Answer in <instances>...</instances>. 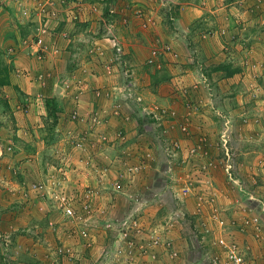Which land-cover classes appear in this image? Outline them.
Wrapping results in <instances>:
<instances>
[{"label": "rangeland", "instance_id": "1", "mask_svg": "<svg viewBox=\"0 0 264 264\" xmlns=\"http://www.w3.org/2000/svg\"><path fill=\"white\" fill-rule=\"evenodd\" d=\"M4 3L8 14L5 11L0 28H13L32 40L43 23L54 32L71 19L82 21L74 30L83 29L79 33L83 40L75 35L78 39L66 47V42L59 43L71 49L67 54L61 51L62 60L66 67L77 60L88 70L85 88L97 83L109 94L108 100L101 98L103 112L101 104L90 103L91 119L81 122L78 130L76 123L70 121L66 127L48 116L46 101L51 97L45 91L41 103L31 96V104L39 109L36 120L20 118L19 126L13 120L15 108L4 104L12 93L0 88L4 113L0 145L5 149L0 161V216L2 211L22 209L20 218H24L21 227L7 229L0 221V252L6 264H11L16 248L15 254L25 252L31 262L35 250H41L39 243L54 234L63 243L53 248L54 264H232V254L243 257L245 264H264V19L253 13L254 6L264 12V0ZM137 5L147 11L134 10ZM47 15H52V23ZM100 38L110 39L120 50L113 47L114 55L106 51V59L89 53ZM10 42V38L4 41L0 30L1 68L14 64L10 51L27 59L31 53L33 59L20 67L21 79L29 77L33 82L43 74L49 86L58 84V74L49 71L46 62H38L40 70L30 66L37 62L35 50L24 47L23 40L11 50ZM167 42L173 48L170 52ZM151 58L170 77L169 83L157 87L160 95L151 84ZM99 61L117 65L118 82L112 79L106 86ZM229 61L242 68V78L217 81L222 73L215 67ZM204 71L213 74L212 81ZM48 93L54 95L52 88ZM20 96L17 111L22 112L23 105L28 109L30 96ZM120 100L135 126L123 142L110 137L122 121L118 118L109 126L107 120ZM60 104L66 108L67 102ZM161 110L166 114H159ZM34 150L39 151L36 164L18 168L17 163L34 155ZM20 171L33 176L26 175L25 185L19 181ZM120 179L128 185L121 187ZM79 196L95 209L67 217L60 199H68L77 212ZM41 206L58 216L52 213L46 224L55 230L52 235L40 224Z\"/></svg>", "mask_w": 264, "mask_h": 264}, {"label": "crops", "instance_id": "2", "mask_svg": "<svg viewBox=\"0 0 264 264\" xmlns=\"http://www.w3.org/2000/svg\"><path fill=\"white\" fill-rule=\"evenodd\" d=\"M4 2H5V0H2L0 2L2 4L0 6V9H1L0 21L3 18H5V11L8 14V9L6 8L7 5ZM58 4H60V6H61V2L60 1H58ZM98 9H100V8H98ZM110 11H111V14H112V11L113 10H110ZM113 13H114V11H113ZM57 14L59 16V12L58 11H57ZM48 18H50V17H48ZM50 20H51V18H50ZM81 22L82 21H80V20L74 21L73 19H71L68 24H65V22H64V24H61L60 25V28L58 29L59 31H54V32H52V30H50V28L47 27V33L44 36V39L46 40V50L43 53L44 58L41 59V60H39L37 58V56H36L35 57V59L37 61V62H35L36 65H35L34 62H33V64L30 65L32 68L33 67H36L38 70H40L42 68V65L41 64H38V62L39 63L42 62L43 65L46 62V64L48 65V67H50V70L49 71L53 72V74H58L56 76V78L58 80V84H54L53 87H51V86H49L47 84V80L45 79V76L43 74H40L38 76V78L40 76H42V79L41 80L32 79V80H34L33 82L30 81L31 78H29V77H22L23 79H21L22 73L20 74V72L22 70L20 69V67L23 66V63H27L28 64L29 63L28 59L31 61L33 59V56L30 53L31 56L28 55L29 57L27 59V58H25V56L24 57H21L20 54H16L13 51H10L11 54L8 57L10 58V62L12 64L14 63L10 67V84L9 85H6V86H3L2 88H8L11 91L12 95H13V96L11 95V96H9V97L7 96V97L9 98L8 100L10 101L11 107L15 108L14 115L16 117L13 118V120L14 121H18L17 124L19 126H20V123H22V122H20V118L22 120L23 117H26L27 116L31 121H35L36 120L35 116L37 114L35 112L36 111H39V109L36 108V106L35 105H32V104H31L32 106L30 104H29L30 106L28 105L29 106L28 109H25V106H24V108L21 107L22 112L21 111H17V108H20L21 103H17V104H15V103L20 100V98H18V96L23 95V94H26L27 96H30V97L27 98L28 99L27 102L28 101L32 102V97L31 96H32V94H34L35 95L34 98L36 100L40 101V103H41V101H43V97L45 95V92H47V95H48L47 97H53V96H55L56 97V100L59 103H62L63 100H64V102H67V104H65L66 105V108L63 107L60 104V107L64 111H62L61 113H59V116H60V119L59 120L65 126L67 125L66 127H68L69 124H71L70 121L72 123H74L73 120L70 119V117L73 118V116H74L75 113H77V115L78 114L79 115L83 114V118H82L81 122L85 121L86 119L87 120H90L91 119L90 118L91 112H90L88 106L90 105L91 102L92 103L95 102V105H97V107H99V105L101 104V111L100 112H103L102 111V109H103L102 103H105V102L102 101L101 98L105 97L108 100L109 99L108 92H106L105 89L102 90V86H99L100 84L98 85L99 86L98 87L96 85L97 83L94 84V85L91 84V86L89 88H85V86L88 85V82H87L88 81L87 76L89 75L88 70L86 68H84V66L82 64H79V62L77 60H76V62L72 60V64L69 67L68 66L66 67L65 66V63L66 62H65V60H62V57H61L63 55L61 53V51H64V49L66 50V54H67V51L68 50L71 51V49H68V48H65V47L67 45H69L70 43L76 41V38L77 37L75 38L73 36L78 35L80 37V39H82V40L84 39L83 36L80 35L81 34L80 32L83 31L82 28L80 30H78V33L76 32V30H74L76 28V26L77 27L79 26L78 23H81ZM49 23H50V21H49ZM51 23H52V20H51ZM3 27H4V25H3ZM3 27L0 28V30L2 31L3 39L5 41L6 39L10 38V40H11L10 43H12L11 46L13 45V48H11V50L12 49L14 50V45L16 46L22 40H23V46L24 47H27L29 45L30 46L29 48H31L33 51L35 50V47L33 48V45H32L33 40L30 39L27 36V34H25L24 36H21L18 31H13V28L6 29V28H3ZM82 27L84 28V25ZM9 31H12L13 32V35L12 36L9 35ZM73 31H75L76 33L73 32ZM72 38H73V40H72ZM106 38H109V37H106ZM59 43L61 44V46L64 45V43H65V47L64 48L60 47ZM8 46H10V44ZM106 51H110V52L112 51V54H113V45L111 44V40L110 39L107 40V39L100 38V39H96L95 40V46L93 45L91 47L89 53L96 55L98 58L99 57H102L104 55L105 56V59H106L107 55L109 56V52L107 53ZM72 52H74V51H72ZM65 57H66V55H65ZM59 66H60V70L58 71ZM116 66L117 65H115V63H113L112 65H110L109 63L101 64V62H100V66L99 67L101 69H103V75L106 78L105 79V83L107 82L106 86H110L111 85V83H112L111 81H113L112 79H114V80H116V82H118L117 79H116L117 77L115 76L116 75L115 74V71H116L115 67ZM62 73H65V76H61V75H64ZM62 77H63V79H62ZM65 77H66V79H64ZM57 86H60L63 89V92H62V94L59 97L56 96V92H55ZM50 88H52V90L54 92V95L53 96L49 95L50 93H48ZM17 92H18V95L16 94ZM158 95H160V94L158 93ZM20 97H23V96H20ZM68 97H70V100H69ZM120 101L121 102H118L117 104L116 103L114 104L115 107H114L113 110L115 112L113 111L111 113V116L107 117V120L110 119L108 121L109 122V126L113 123L112 121H115L118 118L122 121L119 124V129H117L113 134H111L110 137H112V139H113L114 138L113 135H114V136H116L115 138H117V139L120 138L121 141L123 142L124 139H126V137H128L129 135L130 136L133 135L135 126L131 122V117L129 115H127V113L123 112V107H124L122 105L123 102H122V100H120ZM78 107H80L82 109L78 111L77 110ZM23 110H25V111H23ZM44 110H45V108H44ZM119 110H122V112H119ZM43 111L41 112L40 115H44V112ZM66 112H69V115H67ZM2 114H4V113L0 111V119H2L1 118ZM70 115H72V116H70ZM124 121L126 122V124H123ZM2 125L3 124H1V126ZM18 125H17V127H19ZM124 126H126L129 130H127V133L125 135H122V130H123V127ZM1 128H3V127H1ZM0 135H1L0 136V142H1V138H2L3 132H0ZM15 140H16V138H15ZM7 144L8 145L11 144V141H9ZM12 146H14V145L12 144ZM10 147L11 146L9 145L8 149ZM3 150H2L1 145H0V161L3 158L2 157V154H4V152H5V149L4 148H3ZM32 153L34 155H31L30 157H28L27 160H24L23 159L22 162L19 161L17 163V167L20 168V169H22L26 165L36 164V159H38L37 156H38L39 151L34 150ZM114 167H115V164L110 166L111 169H113ZM128 167L129 166H126V168H128ZM24 172H21L20 171V173H22V175H20L19 181H20V183H22V184L25 185L27 183L26 182V178H27L26 175L29 178H33V176H32V174H31L30 171H28L25 175H24ZM33 183L34 182H32V183L30 182L29 184L33 185ZM33 186L36 187L35 184ZM29 189H31V188H29ZM5 193H6V191H5ZM22 195H24V194H22ZM1 197H2V194L0 193V198ZM44 201L47 202V200H44ZM46 204L47 203H45L44 205H46ZM40 208H41V211L42 212H45V215L42 214V216H46L47 218H49V217L52 216V213L55 216H57V214H55V212H53L52 210H50L47 206H45V208L43 206H41ZM15 210H17V209H15ZM5 213H6V211H2L1 212V216H0V221L2 222L3 225H5V228L7 229L10 225H12L13 227L16 226L11 221H8L6 223V221H5V216H6ZM51 219H52V217H51ZM21 222H22V224L24 223V218H21ZM46 228L49 230L50 226L47 225ZM46 230L44 232H46ZM54 231H52L51 228L49 230V232H50L51 235H52V233ZM48 236H50V235H48ZM41 238H43V237H41ZM55 239L58 240L57 237ZM55 239L54 240H51L50 238H48L46 240V242L43 243V244L40 242L39 245H40L41 250H44L45 249L46 250V253L44 254V251L45 250L41 252V250L39 248L36 249L34 256L35 257L37 256V257L35 259H39V261H43V263H45V264H54L53 258L51 257V253L54 250L53 248L55 247V245H56V247H55L56 249L59 248V247L61 248V246H63V243H61L59 240H58V242H55ZM47 242H49L48 244L52 243L53 246L52 245H50V246L46 245ZM54 242H55V244H54ZM9 243H11V246H14L16 248V244L17 243H14V241H11ZM15 250H17V248ZM14 251H13V255H10L11 258L9 259L10 262H11V264H25L24 256L26 255V253L25 252H19V253L17 252L18 254H15ZM0 253H1L0 254V264H6V259L2 255V252H0ZM38 253H40V256H39ZM34 264H36V263H34Z\"/></svg>", "mask_w": 264, "mask_h": 264}, {"label": "trees", "instance_id": "3", "mask_svg": "<svg viewBox=\"0 0 264 264\" xmlns=\"http://www.w3.org/2000/svg\"><path fill=\"white\" fill-rule=\"evenodd\" d=\"M139 7L143 8L144 9L143 10L144 12L147 11V9H145V7L143 5L142 6L137 5L134 8V10L135 9H138ZM254 7H253V13H258V15L259 16H262V18L264 19V12L262 13L261 11H255V8ZM109 10H110V8L108 7V11ZM134 10H133V12H134ZM158 38L163 41V38H161V37H158ZM163 44H164V46L166 45L165 42ZM163 44H162V46H163ZM169 45L171 46V44H169ZM170 48H169V50L168 49L167 50L165 49L166 52L172 51V49H173L172 46ZM151 54L152 53H150V55ZM151 57H152V55H151ZM154 58L157 59L158 62H161V59H159L160 58L159 56H155ZM156 63L157 62H154V63L152 62V63L148 64V67H152L153 68V71L154 72L153 73H150V76H151V84L153 85L154 89H156L154 91L156 93H158L157 92V87H159L161 83H169L170 82V77H168L167 74H165L166 72L164 70H162V67L161 68H157V66L155 65ZM215 71L222 73V74H220L218 76L217 81L226 80L227 82H231V81L235 80L237 77L242 78V76H243L242 75L243 74L242 68L236 66L232 61L225 62V63H222V64L216 66L215 67ZM204 73H206V75H207L206 77L209 80L212 81L213 74L212 73H209L207 71H204ZM9 84H10V68L7 67V66H4V68H1L0 67V88L3 87V86L9 85ZM263 95H264V93H263ZM175 99H176L177 105L181 103V101L178 98L175 97ZM17 103H19V101L16 102L15 104H17ZM25 103L27 104V102H25ZM4 104H5L6 108H9L10 107L9 100L5 99L4 100ZM29 104L31 105V102L30 101H28L27 107L30 106ZM23 106H25V105H23ZM46 108H47L48 116L49 117H52L54 119V121L59 120V118H60L59 113H61L62 111H64V110H62V108L60 107V105H58V101L56 100V97L55 96L47 99V101H46ZM81 109L82 108L78 107L77 110L79 111ZM72 115H70V116H72ZM82 118H83V114H81V115L78 114V117L76 119H73L72 117H70V119L73 120V122L78 125V130L81 129L80 126H81V120H82ZM123 124H126V122L124 121ZM127 130H129V129L126 126H124L123 127V130H122V135H125L127 133ZM80 132L81 131H77V133H80ZM220 160H221V158H220ZM120 185L122 187V186H127L128 184H127V182L124 183V180L122 179ZM83 197L81 198V196H79V197H76L75 198V205L77 206L78 216H83V215H85L84 214L85 212L88 213V212H91L93 209H95V207H94L95 205L93 206V203H90L89 204V203L85 202V200L87 198L85 196H83ZM84 205H89L90 207H85ZM22 213H23V210L22 209L20 211L15 210V212L14 211H6L5 218H6L7 222L8 221H11L14 225L21 227L22 222H21L20 216L22 215ZM42 214L45 215V212H43ZM42 214H39V216H41V219H42V222L40 221V224L43 226L42 228L45 231L47 229L46 228L47 227V225H46L47 224V221H50L51 220V217L47 218L46 216H42ZM78 219H79V217H78ZM38 221L39 220H37V222ZM71 222H73V224H74V221H71ZM59 229H60V227H59ZM69 232L70 231H65L66 234H68ZM54 236L52 235V238L53 239L51 238V240H54L56 238V235L55 234H54ZM37 237H34L33 240L37 241L38 239H35ZM55 242H58V240L55 239ZM55 242H54V244H55ZM33 257H35V256H33ZM35 258H33L31 262H29L28 259L26 258V255H25L24 256V261L27 264H34V263L37 264V263H39L40 261L38 259H35Z\"/></svg>", "mask_w": 264, "mask_h": 264}, {"label": "built area", "instance_id": "4", "mask_svg": "<svg viewBox=\"0 0 264 264\" xmlns=\"http://www.w3.org/2000/svg\"><path fill=\"white\" fill-rule=\"evenodd\" d=\"M51 5H52V3H50ZM54 6H55V4H54ZM49 7H51V6H49ZM51 8H53V6L51 7ZM44 12H46V10L44 9ZM112 13H113V11H112ZM48 17H52V15L51 16H49V15H47ZM47 27H48V24L47 23H43L38 29H37V34H36V38L33 40V42H32V45H33V48L35 47V54H36V56H37V58L39 59V60H41V59H43L44 58V56H43V53L45 52V50H46V40L44 39V36H45V34L47 33ZM113 47H115L114 48V51H116V50H120L119 48L117 49L116 47H118L117 46V44H115V45H113ZM153 56L155 57V56H157V52L156 51H153ZM154 63V60L153 59H151L150 61H149V63ZM40 78V80L42 79V76H40L39 77ZM159 108L157 107V108H155L153 111H156V110H158ZM160 113H163V114H166V111L165 110H161L160 112H159V114ZM154 116H155V118H157L158 116H157V114L155 113V112H153L152 113ZM78 117V115H77V113H75L74 114V116H73V119H76ZM186 130V129H185ZM73 201V200H72ZM85 207H90L89 205H84ZM60 207H62L63 208V212L65 213V215L67 216V217H72V218H76L77 217V215H78V212H76V210H75V208H74V205L73 204H71L70 203V201L68 200V199H66V198H62V199H60ZM85 234V233H84ZM230 258H231V262H232V264H245V261H244V258L243 257H241L239 254H232L231 256H230Z\"/></svg>", "mask_w": 264, "mask_h": 264}, {"label": "water", "instance_id": "5", "mask_svg": "<svg viewBox=\"0 0 264 264\" xmlns=\"http://www.w3.org/2000/svg\"><path fill=\"white\" fill-rule=\"evenodd\" d=\"M55 92H56V96L59 97L62 94L63 89L60 86H57Z\"/></svg>", "mask_w": 264, "mask_h": 264}]
</instances>
